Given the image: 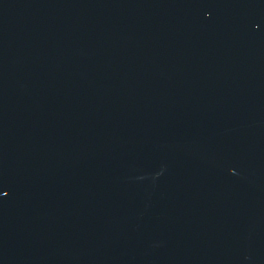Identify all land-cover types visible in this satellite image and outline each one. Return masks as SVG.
Returning a JSON list of instances; mask_svg holds the SVG:
<instances>
[{"label":"water","instance_id":"obj_1","mask_svg":"<svg viewBox=\"0 0 264 264\" xmlns=\"http://www.w3.org/2000/svg\"><path fill=\"white\" fill-rule=\"evenodd\" d=\"M0 264H264V0H0Z\"/></svg>","mask_w":264,"mask_h":264}]
</instances>
